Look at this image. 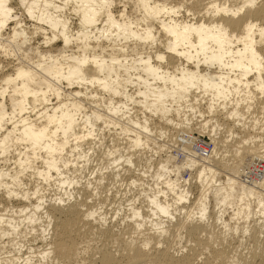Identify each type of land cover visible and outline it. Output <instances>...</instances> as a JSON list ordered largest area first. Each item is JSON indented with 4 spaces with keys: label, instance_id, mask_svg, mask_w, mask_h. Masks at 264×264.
<instances>
[{
    "label": "bare ground",
    "instance_id": "1",
    "mask_svg": "<svg viewBox=\"0 0 264 264\" xmlns=\"http://www.w3.org/2000/svg\"><path fill=\"white\" fill-rule=\"evenodd\" d=\"M5 5L9 12L0 10V264L76 263L85 252L82 244L95 236L102 247L91 250L103 264H210V259L264 264V222L253 229L229 225L264 219V178L257 186L251 183L264 177V166H254L250 176L247 163H240L263 149L264 165V76L245 73L242 55L246 43L255 41L257 51L264 47V0H255V6L249 0H111V7L104 0H5ZM126 21L127 30L115 27ZM221 33L227 40L221 41ZM170 42L177 52L168 51ZM219 57L228 67L214 59ZM84 59L87 64L79 63ZM152 69L161 70L160 78ZM217 83L227 99L217 97ZM193 124L209 136L211 148L201 149L205 154L182 146L180 162L172 155L144 157V150L154 155L162 150L150 138L169 137L168 127L187 133ZM33 126L61 129L44 141L51 152L33 148ZM124 176L126 206L106 210L102 181L113 187ZM192 184L200 193L196 197ZM93 198L98 202L89 203ZM210 203L215 211L208 210ZM117 217L122 228L114 230ZM174 220L194 245L180 251L163 240ZM212 224L219 232H207ZM238 231L253 238L243 258L230 246L226 250L228 235ZM36 240L41 245L33 248ZM213 243L220 248L211 249ZM205 251L209 258L202 260Z\"/></svg>",
    "mask_w": 264,
    "mask_h": 264
},
{
    "label": "rangeland",
    "instance_id": "2",
    "mask_svg": "<svg viewBox=\"0 0 264 264\" xmlns=\"http://www.w3.org/2000/svg\"><path fill=\"white\" fill-rule=\"evenodd\" d=\"M116 3H118L117 1H116ZM128 7H130V6H128ZM121 9V4H118V5H116V9ZM132 8V7H131ZM130 9V8H129ZM2 58H0V60H1ZM88 107V106H87ZM197 117V119H195V121L194 122H196L197 120V122H199V117L198 116H196ZM191 118V117H190ZM154 119V122L155 123H158V122H163V120L162 119H160V118H153ZM158 119H160V121H158ZM221 121L223 120L222 118H221V116H220V118H219ZM196 122V123H197ZM194 125V124H193ZM193 125H192V127H193ZM195 127L194 128H192V131H187V133L186 132H183V131H178L177 133H176V131L175 130H173L171 127H168V131L169 132H167V134H168V136L169 137H167V138H160V137H157V138H150V140L153 142V143H155L156 145H159V147H162V150H161V152H159L158 154H153L152 152H150V151H148V150H144L145 152H144V157H149V156H153V158H154V156H157V157H162V158H164V157H166V156H171L172 155V157H174L175 158V161H178V162H180V161H182L184 158H183V152H184V149L183 148H181L182 146H192V149H193V151L194 152H200L201 154H205V152H203V150H201V149H205V150H209L210 148H211V144H209L210 143V140H209V136L205 133V132H201L200 133V131L198 130V128H197V126L196 125H194ZM117 130H118V128H117ZM117 130H116V132H117ZM198 130V131H197ZM172 133H171V132ZM185 131V130H184ZM106 132V130H104V133ZM109 133H112V132H109ZM176 133V134H175ZM199 135H198V134ZM206 134V135H205ZM171 135V136H170ZM175 135V136H174ZM176 135H177V137L178 138H182V139H184V141H177V143H172V142H170L169 141V139H171V137H172V141H173V139H175V140H178V139H176ZM224 137V136H223ZM223 137H220V138H223ZM196 138V139H195ZM167 141V142H166ZM208 145H207V144ZM230 146V144H228V147ZM258 152H259V156H255V157H253L252 155H253V153H252V155L251 154H248L246 157H244L243 158V160L241 159V164H243V167H245V164H246V166H248V168H249V170H250V168L251 167H254V166H259L258 167V169H261V167L262 166H264L263 165V163H261V160H262V152H263V149H260V150H258ZM261 153V154H260ZM160 154V155H159ZM159 155V156H158ZM249 156V157H248ZM249 160H250V162H249ZM238 161V160H237ZM236 161V162H237ZM235 162V163H236ZM252 162H254L255 164H252ZM245 163V164H244ZM254 165V166H253ZM252 170H253V168H252ZM246 171H247V168H246ZM136 174H138V172L136 171V173H135V175ZM250 176L252 175L253 176V173L252 172H250L249 171V173H248ZM189 176L187 173H185L184 174V177L186 178L187 176ZM263 175V174H262ZM221 176H223V174H220V177ZM126 177H128V176H124L123 178H125L124 180L122 179V177H121V179L123 180V181H121L120 180V182L118 181V183L116 182H114V186H117L116 187V189L114 188V186L112 187V186H105L106 185V183H109V182H104V181H102V184H103V187H105V189L103 188V190H105V192L103 191V193L101 192V195L102 196H100L101 198H103V197H105V196H107V199L105 200V203H104V207H105V209L107 210H109L110 211V209H115V208H117L119 205V207L118 208H120L121 206H122V208H124L125 206H126V202H123V193H124V189L126 188L125 187V183H126V180H127V178ZM263 178L264 177H258V179L257 180H255V179H251V183L253 184V183H256V186H257V184L258 183H263ZM122 183V184H121ZM119 185V186H118ZM124 185V186H123ZM193 184L190 186V192H191V194H192V196L193 197H196V196H198L200 193H199V191H198V189H195V188H193ZM254 186V185H253ZM122 187H124V188H122ZM255 187V186H254ZM122 190H121V189ZM112 189V190H111ZM102 191V190H101ZM191 196V197H192ZM118 197H120L119 199H118ZM122 197V198H121ZM260 197V196H259ZM260 198H264V197H260ZM96 202H98L97 200H96V198H93L92 199V201H90V200H88V202L89 203H96ZM119 200V201H118ZM122 203H121V202ZM92 203V204H93ZM91 204V205H92ZM119 204V205H118ZM124 204V205H123ZM90 205V204H89ZM210 205H212V203H210L209 204V207H208V210L210 211V210H214L213 208H211V206ZM93 206V205H92ZM105 210V211H106ZM109 211H107V213L109 214L110 212ZM123 211H125V209L123 210ZM215 211V210H214ZM230 211H228L227 210V212H226V214H225V220H228L227 218H228V216L230 215V213H229ZM121 214V213H120ZM211 217L213 216V213L211 212ZM184 218H186V215H184L183 216ZM256 219V220H255ZM255 219H250L248 222H246L245 224H242L243 223V221L242 220H240V221H231L230 223H229V225L231 226V225H233L234 223L236 224V225H238L239 226V228H241L243 225L244 226H247V227H250L251 229H253L252 227H253V225L255 226L257 223H261V222H264L263 220L264 219H262V218H259L260 219V221H258V219H257V217L255 218ZM252 220V221H251ZM119 221V219H118V217L115 219V221L113 222V225L114 226H116V227H114L113 229L115 230V229H121L122 228V226L120 225V223L118 222ZM239 224H238V223ZM233 223V224H232ZM252 223V224H251ZM254 223H256V224H254ZM241 224V225H240ZM249 224H251L252 226H250ZM217 224H212L211 226L212 227H210V226H208L209 228H212V229H214V230H212V229H210V230H208L209 228H207V232L209 231V232H213V231H217V232H219V228H220V226L217 228V226H216ZM241 226V227H240ZM214 227V228H213ZM249 228V229H250ZM168 229H169V231H167V233H166V235H164L162 238H163V240H168L169 241V243L171 244V245H175L174 247L176 248L177 247V249L179 248L180 249V251H182V249H183V247H189V245L190 246H192L191 244H193L194 245V242L193 243H190V242H192V240L193 239H191V240H188L189 238H188V236L186 237V234H185V232L184 231H182L181 230V227H180V225L179 224H176V222H175V220L174 221H172L171 222V226H169L168 227ZM250 229V230H251ZM254 230H256L255 228H254ZM215 231V232H216ZM216 232V233H217ZM214 233V232H213ZM203 234V233H202ZM126 235H128V234H126ZM242 235V236H241ZM247 235V236H246ZM231 236V239L229 238ZM247 238H246V237ZM262 236L263 235H259V237H261L262 238ZM179 237H182V238H179ZM199 237H202V239H204V236L202 235H200ZM233 237V238H232ZM124 238H126V236H124ZM188 238V239H187ZM227 238V236L225 237V239ZM240 238V239H239ZM243 238H244V240H243ZM246 238V239H245ZM248 238H249V240H248ZM96 239V240H95ZM99 239V240H98ZM223 239V238H222ZM233 239V240H232ZM260 239V238H259ZM104 240V239H103ZM154 240H158V239H154ZM172 240H174L173 242H175V243H172ZM176 240V241H175ZM186 240V241H185ZM188 240V241H187ZM226 240H228L227 241V247H226V250H228L227 248L229 247V249H231V250H236V252H235V254L237 255V256H240V257H246V256H248L249 255V253H250V251H251V249H252V246L254 245L253 243H252V241H253V238H252V236H250L249 237V233H245L244 235L240 232V231H238L236 234H234V235H228V238L226 239ZM231 240V241H230ZM238 241H243L244 243L242 244L241 242H239L238 243ZM100 242V243H99ZM104 242V241H103ZM102 239H100V238H97L96 236H95V238L93 239V241L88 245V246H86V245H83L82 244V247L84 248V250H85V252L82 254V257L81 258H79V261L78 262H76V263H72V264H103L102 262H100L99 261V259H98V255H96V254H94L93 253V249L94 248H98L99 246H101L102 244ZM106 243L107 244H109V245H112L111 243H108L107 241H105L104 243H103V245H105L106 246ZM188 243V244H187ZM229 243V244H228ZM238 243V244H237ZM252 245H251V244ZM101 244V245H100ZM217 244V243H216ZM216 244H212L211 246V249H213L214 250V248L215 249H218V247L220 248V245L218 244V246H216ZM235 244V245H234ZM242 244V245H241ZM36 245V246H35ZM41 244L39 243V241H35V243L33 244V248H36V247H38V246H40ZM109 245H107L108 247H110ZM185 245V246H184ZM224 245L225 244H221V247H223L224 248ZM238 245H239V247H238ZM247 245V246H246ZM35 246V247H34ZM182 246V247H181ZM87 247V248H86ZM102 247V246H101ZM217 247V248H216ZM236 247V248H235ZM91 248H92V250H91ZM112 248V252H114V251H116V247H115V245H112L109 249H111ZM231 250H229L228 252H230L231 253ZM203 252V251H202ZM233 252V251H232ZM247 252V253H246ZM249 252V253H248ZM22 253H26V251H25V248H23L22 249ZM197 253H199V252H197ZM209 252H207V251H205L204 252V254H202L200 257V259H202L203 260V258H206V256L209 258V254H208ZM243 253V254H242ZM233 253H231V255H232ZM246 254V255H245ZM206 255V256H205ZM230 255V254H229ZM82 259V260H81ZM200 259H198L197 261H199L200 262ZM201 260V261H202ZM253 260V259H252ZM37 260H35V262H36ZM81 261V262H80ZM241 262V264H246L245 263V261L246 260H244V263H243V260H240ZM211 262V263H210ZM218 262L219 261H217V260H215L214 261V259H213V261H212V259H210L209 260V263L210 264H218ZM247 262V261H246ZM252 262H254V261H252ZM251 262V264H253ZM256 262V261H255ZM254 262V263H255ZM21 263V260L20 261H18V263L17 264H20ZM250 263V262H249ZM248 262H247V264H249ZM54 264H56V263H54ZM219 264H222L221 262H219ZM256 264H258V263H256Z\"/></svg>",
    "mask_w": 264,
    "mask_h": 264
},
{
    "label": "snow or ice",
    "instance_id": "3",
    "mask_svg": "<svg viewBox=\"0 0 264 264\" xmlns=\"http://www.w3.org/2000/svg\"><path fill=\"white\" fill-rule=\"evenodd\" d=\"M65 2L67 4H70L71 0H65ZM104 4L105 7H111V0H104ZM249 6H255V0H249ZM0 10H2L4 13H8L9 9L6 7L5 5V0H0ZM121 15L123 16V13H121ZM109 19L111 20V16H109ZM88 23H92L94 22V18H88L87 21ZM130 22H125V24L123 26L116 24L115 27L117 28H123L124 30H127V28H129ZM252 28H254L255 26H251ZM165 31L170 32L171 35L175 36L177 35V33L175 31H172L171 29H165ZM189 32V29L187 27L184 28V34L187 35V33ZM134 35V34H133ZM261 36H262V40H261V44L264 45V30L261 31ZM145 39L151 40L153 39L151 37V35H147L146 37H144ZM220 38L221 41L227 40V36L223 33L220 34ZM250 39V37H249ZM67 42V41H66ZM177 46H173L172 42H170V46L168 51L169 52H177ZM180 56H187L189 55V53H185V52H179L178 53ZM243 57L246 59L247 61V68L245 69V73L247 72H256L259 71L260 74L262 76H264V47L261 48L260 51H257L256 47H255V41H252L251 45H248L246 43L244 52L242 53ZM157 60H164L163 56H157L156 57ZM214 59H218L219 64L221 65V67H228V65H225L224 63V59L223 57H219V58H214ZM208 61L206 60L205 63H207ZM79 63L81 64H87L88 61L86 59L81 60ZM115 63V61H114ZM141 63L144 64H149V61H141ZM237 65H232V67H236ZM241 67H243V65H240ZM152 71L157 75V78H160L161 76V70L160 69H152ZM190 76V74H185L184 75V79H188ZM193 80L195 79V76L191 77ZM221 81L225 80L226 78L221 76ZM195 86V85H193ZM209 84L208 82H205V87H208ZM214 88L216 90L217 93V97H222L224 99L228 98V94H227V90L223 89V85L222 83H217L214 85ZM260 91L261 93H264V81L260 82ZM217 100L214 99L213 103H216ZM61 129L59 127L56 128L55 131H51L50 127H40L39 129H36L35 126H33V128L30 130V135H29V139L32 143V146L34 149H40L41 147H43L44 150L51 152L52 149L49 145L44 144L45 140H51L52 137H55L57 132H59ZM65 132H67V129H64ZM54 143V141H53ZM51 166V165H50ZM161 211H164L163 209H161ZM167 213L165 212V215ZM203 215V214H202Z\"/></svg>",
    "mask_w": 264,
    "mask_h": 264
},
{
    "label": "built area",
    "instance_id": "4",
    "mask_svg": "<svg viewBox=\"0 0 264 264\" xmlns=\"http://www.w3.org/2000/svg\"><path fill=\"white\" fill-rule=\"evenodd\" d=\"M252 164H255V163L252 162ZM253 166H254V165H253ZM252 168H253V167H251L250 170H249V168L247 169L246 175L249 173V171H250V172L252 171ZM248 177H249V176H248Z\"/></svg>",
    "mask_w": 264,
    "mask_h": 264
}]
</instances>
